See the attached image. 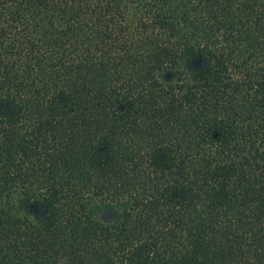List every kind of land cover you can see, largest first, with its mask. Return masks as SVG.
<instances>
[{"label":"trees","instance_id":"16d2710c","mask_svg":"<svg viewBox=\"0 0 264 264\" xmlns=\"http://www.w3.org/2000/svg\"><path fill=\"white\" fill-rule=\"evenodd\" d=\"M0 264H264V0H0Z\"/></svg>","mask_w":264,"mask_h":264},{"label":"water","instance_id":"95a60500","mask_svg":"<svg viewBox=\"0 0 264 264\" xmlns=\"http://www.w3.org/2000/svg\"><path fill=\"white\" fill-rule=\"evenodd\" d=\"M104 214H106L107 216H109L110 213H109V211H105Z\"/></svg>","mask_w":264,"mask_h":264},{"label":"flooded vegetation","instance_id":"af4514ba","mask_svg":"<svg viewBox=\"0 0 264 264\" xmlns=\"http://www.w3.org/2000/svg\"><path fill=\"white\" fill-rule=\"evenodd\" d=\"M106 215V214H105Z\"/></svg>","mask_w":264,"mask_h":264}]
</instances>
